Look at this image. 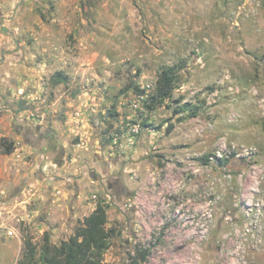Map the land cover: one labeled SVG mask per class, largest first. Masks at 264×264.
<instances>
[{"label":"rangeland","instance_id":"obj_1","mask_svg":"<svg viewBox=\"0 0 264 264\" xmlns=\"http://www.w3.org/2000/svg\"><path fill=\"white\" fill-rule=\"evenodd\" d=\"M100 202L105 264H264V0H0V264Z\"/></svg>","mask_w":264,"mask_h":264},{"label":"trees","instance_id":"obj_2","mask_svg":"<svg viewBox=\"0 0 264 264\" xmlns=\"http://www.w3.org/2000/svg\"><path fill=\"white\" fill-rule=\"evenodd\" d=\"M66 78L62 73H57L55 84H64ZM179 83V76L173 67H167L162 70L156 81L155 92L149 95L145 106L149 110H154L158 106L165 104L173 96L175 89ZM133 89L144 94V90L138 84L133 85ZM183 110L190 111L189 105L181 107ZM193 116L197 113L194 112ZM174 126H170L169 133H172ZM5 147L4 152L10 154L13 147L10 145ZM210 156L205 157V163L208 164ZM108 206L100 202L95 211L85 217L75 234L67 241H63L60 245H55L50 241V234L45 233L44 244L40 251L36 245L29 239L25 240V249L19 264H105L104 256L111 247L112 240L118 235L116 230L108 229ZM148 251H136L132 257V264H143L147 262Z\"/></svg>","mask_w":264,"mask_h":264},{"label":"flooded vegetation","instance_id":"obj_3","mask_svg":"<svg viewBox=\"0 0 264 264\" xmlns=\"http://www.w3.org/2000/svg\"><path fill=\"white\" fill-rule=\"evenodd\" d=\"M116 173H117V170H115V171H112V173H111V178H116L117 176H116Z\"/></svg>","mask_w":264,"mask_h":264},{"label":"water","instance_id":"obj_4","mask_svg":"<svg viewBox=\"0 0 264 264\" xmlns=\"http://www.w3.org/2000/svg\"><path fill=\"white\" fill-rule=\"evenodd\" d=\"M4 31H5V29H4Z\"/></svg>","mask_w":264,"mask_h":264}]
</instances>
